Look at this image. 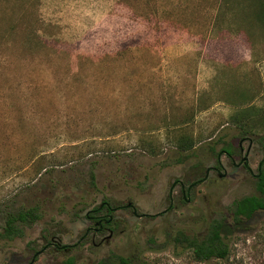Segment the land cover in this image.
<instances>
[{
  "label": "rangeland",
  "instance_id": "obj_1",
  "mask_svg": "<svg viewBox=\"0 0 264 264\" xmlns=\"http://www.w3.org/2000/svg\"><path fill=\"white\" fill-rule=\"evenodd\" d=\"M263 147L264 0H0V264H264V210L233 216ZM215 219L226 257L175 243Z\"/></svg>",
  "mask_w": 264,
  "mask_h": 264
},
{
  "label": "trees",
  "instance_id": "obj_2",
  "mask_svg": "<svg viewBox=\"0 0 264 264\" xmlns=\"http://www.w3.org/2000/svg\"><path fill=\"white\" fill-rule=\"evenodd\" d=\"M260 11H256L254 15L258 17L261 14ZM263 16V15H262ZM183 143L184 149L190 148L192 143L187 139L180 141ZM91 178L94 180V173L91 172ZM257 189L260 194H253L244 196L233 203V216L236 222H239L242 218H250L253 214L262 209L264 210V168L262 173L256 181ZM98 210V207L96 208ZM41 218L39 208L37 206H31L29 208L13 209L6 215V226L4 228L5 233L3 236L13 238L15 236L22 235L23 226H31ZM223 221L221 219H215L210 222L208 233L203 237H191L185 233L180 232L174 241L177 244H181L185 248H189L193 252V256L197 260H208L212 257L224 258L228 255L227 245L224 242L222 235ZM120 264H127L130 259L120 257ZM94 264H104V261H100Z\"/></svg>",
  "mask_w": 264,
  "mask_h": 264
},
{
  "label": "flooded vegetation",
  "instance_id": "obj_3",
  "mask_svg": "<svg viewBox=\"0 0 264 264\" xmlns=\"http://www.w3.org/2000/svg\"><path fill=\"white\" fill-rule=\"evenodd\" d=\"M263 149H264V147H263ZM250 150H251V148L249 147L246 155L241 158L240 162L237 163L235 160H233V164L237 165V166H241L242 164H244V166L249 168V170H250L249 158H248ZM241 153H244L243 148H241ZM218 165L209 166L207 168L205 177H203L197 181H194L193 183H190L187 187H185V185L182 183L180 191L177 192V198L179 196H181L184 199L189 198V195L191 193L192 188L195 187L196 185H198L199 183L204 182L210 176L211 172H213V173L217 172L219 175H221L220 167H223V165L220 162V160H219ZM263 168H264V156L261 157V159L258 163V166H257V172L254 174L256 179H258L259 176L261 175ZM250 171L253 172L252 170H250ZM171 200H172V202H174L173 198ZM120 208H121V206L112 207L108 202H102L100 204V206L98 207V210L93 209L87 214L89 221L94 224V226L92 228V229H94V232H96L98 235H101L103 233H106V231H109L110 236L106 235L104 238V240H106V241H109L110 237H112V234H113V229L108 228V225L114 221L113 213L115 211L119 210ZM133 209H134V207H133Z\"/></svg>",
  "mask_w": 264,
  "mask_h": 264
},
{
  "label": "water",
  "instance_id": "obj_4",
  "mask_svg": "<svg viewBox=\"0 0 264 264\" xmlns=\"http://www.w3.org/2000/svg\"><path fill=\"white\" fill-rule=\"evenodd\" d=\"M221 175H222V174H221ZM128 206H133V207H134V213H135V214H138V213H137V209L135 208V206H134L131 202L128 203ZM140 216H141V215H140ZM107 221H108V220H107Z\"/></svg>",
  "mask_w": 264,
  "mask_h": 264
}]
</instances>
